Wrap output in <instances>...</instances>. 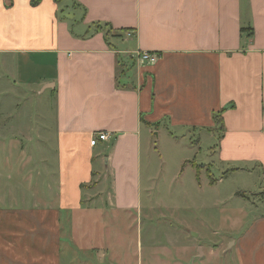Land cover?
Here are the masks:
<instances>
[{
    "label": "crops",
    "instance_id": "1",
    "mask_svg": "<svg viewBox=\"0 0 264 264\" xmlns=\"http://www.w3.org/2000/svg\"><path fill=\"white\" fill-rule=\"evenodd\" d=\"M32 1L0 0V103L49 92L54 123L0 122V264H74L78 216L107 212L85 207L94 182H111L112 212L140 211L144 133L160 126L221 132L220 165L264 181V0ZM261 194L233 227L237 264H264Z\"/></svg>",
    "mask_w": 264,
    "mask_h": 264
},
{
    "label": "rangeland",
    "instance_id": "2",
    "mask_svg": "<svg viewBox=\"0 0 264 264\" xmlns=\"http://www.w3.org/2000/svg\"><path fill=\"white\" fill-rule=\"evenodd\" d=\"M8 90L0 83L1 93ZM49 94H20L19 107L15 100L2 97L0 122L9 111L22 110L38 124L37 115L44 112L53 124ZM152 131L151 136L146 131L143 139L142 209L112 212L111 182H94L85 207L107 212L88 215V220L78 216L82 230L77 232L73 263L237 264L230 244L241 230L233 227L241 211L263 197L264 181L257 171L229 172L220 165L216 145L221 132L162 126ZM4 137L0 123V138Z\"/></svg>",
    "mask_w": 264,
    "mask_h": 264
},
{
    "label": "built area",
    "instance_id": "3",
    "mask_svg": "<svg viewBox=\"0 0 264 264\" xmlns=\"http://www.w3.org/2000/svg\"><path fill=\"white\" fill-rule=\"evenodd\" d=\"M138 58L142 62H147V63H156L159 60V57L155 54H149V53H143L139 54ZM109 139V134L106 133H96L91 136V146H96V144L99 141H107Z\"/></svg>",
    "mask_w": 264,
    "mask_h": 264
},
{
    "label": "trees",
    "instance_id": "4",
    "mask_svg": "<svg viewBox=\"0 0 264 264\" xmlns=\"http://www.w3.org/2000/svg\"><path fill=\"white\" fill-rule=\"evenodd\" d=\"M58 4L62 3L64 0H55ZM41 2V0H33L32 3L33 5H38L39 3ZM106 27V26H105ZM111 36V28L109 27V30L107 31L106 33V37H110ZM120 69L122 70L120 75L122 74H125L126 72V66H125V63L123 61L120 62V65H119ZM223 114H224V110L220 111V112H216L214 114V121H215V124L217 126V129L219 131H222L223 128H224V123H223ZM216 129V130H217ZM199 142V140H198Z\"/></svg>",
    "mask_w": 264,
    "mask_h": 264
}]
</instances>
